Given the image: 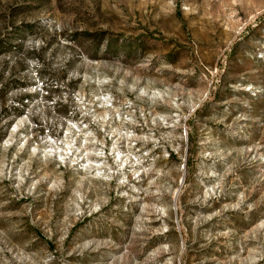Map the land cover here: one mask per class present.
Returning a JSON list of instances; mask_svg holds the SVG:
<instances>
[{
	"label": "rangeland",
	"instance_id": "374dc122",
	"mask_svg": "<svg viewBox=\"0 0 264 264\" xmlns=\"http://www.w3.org/2000/svg\"><path fill=\"white\" fill-rule=\"evenodd\" d=\"M0 264H264V0H0Z\"/></svg>",
	"mask_w": 264,
	"mask_h": 264
}]
</instances>
